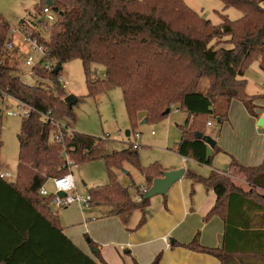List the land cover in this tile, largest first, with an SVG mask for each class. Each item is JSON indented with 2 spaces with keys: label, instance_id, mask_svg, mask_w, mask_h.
Wrapping results in <instances>:
<instances>
[{
  "label": "trees",
  "instance_id": "1",
  "mask_svg": "<svg viewBox=\"0 0 264 264\" xmlns=\"http://www.w3.org/2000/svg\"><path fill=\"white\" fill-rule=\"evenodd\" d=\"M218 1L224 10L237 9L240 19L231 22L226 15L219 14L221 23L212 26L180 0H54L55 19L45 28L47 36L40 30L33 31L38 44L46 47V61L61 65L74 60L81 62L89 96L119 88L133 129L142 119L145 123L163 120L166 110L184 111L192 122L189 124L187 119L181 126L176 153L210 166L211 157L202 140L206 136L207 118H217L221 124L226 117V112L217 113L216 101L226 100L228 107L232 100H238L251 117L258 119V114L253 112L255 106H251L253 101L245 94L243 77L252 62L264 70V7L261 6L264 0ZM37 9L41 14V6ZM186 15L194 20L192 30L177 26ZM9 30L0 15V93L31 111L21 123L14 183L0 179V264H98L63 234L46 208V198L39 194L48 180L61 175L65 155L73 161L71 166L95 159L96 141L86 135H66L65 131L61 143L53 140V124L71 117V108L63 102L64 89L57 84L61 72L50 73L39 62L32 70L38 84H22L16 64L9 65L8 52L4 50ZM225 37L229 38L230 49L212 48V40ZM97 67L103 69L102 80L92 74ZM202 82L206 86L200 90ZM196 127L201 130H195ZM99 158L104 160L109 172V184L87 191L89 206L107 207L114 215L146 207L148 200L142 199L141 190L136 189L141 200L134 202L110 170L123 163L131 165L143 177L147 191L152 181L161 176V167H141L138 154L131 147ZM235 170L244 175L248 192L218 176ZM185 176L201 181L214 191L216 203L206 218L221 216L225 225L220 251L200 248L195 242L187 247L209 253L222 264L235 261L238 258L234 256L245 251L264 257V204L253 198L263 201L254 190L264 191V165L244 167L231 158L225 172H213L208 179ZM101 191L113 198L111 201L103 198L109 204L99 199ZM158 259L157 256L152 264H158Z\"/></svg>",
  "mask_w": 264,
  "mask_h": 264
},
{
  "label": "rangeland",
  "instance_id": "2",
  "mask_svg": "<svg viewBox=\"0 0 264 264\" xmlns=\"http://www.w3.org/2000/svg\"><path fill=\"white\" fill-rule=\"evenodd\" d=\"M180 1L199 19L209 21L212 26H218L221 23L219 14L226 15L231 22H235L241 17V13L235 8L224 10L223 5L218 0ZM42 3L43 0H0V15L10 27V36L7 41H10L13 45V49L8 51V63L9 65L16 64L15 68H17V72L20 66L24 65L27 57H31L35 61L38 59L39 54L31 50L27 44L21 42L24 36L23 33L22 35H12L11 30L16 29L18 31L21 26L20 24H24V26L28 24L34 27L41 22L33 30H40L44 37L47 36L45 28H49L50 25H45L46 18L37 9ZM261 6L264 7V2L261 3ZM193 25L194 20L190 15H186L184 21L177 24L179 27L186 26L190 30L193 29ZM29 26L26 27L32 29ZM228 40V37L216 38L210 42V45L215 49H230L231 44L227 42ZM27 71V68L22 69L21 74L24 75ZM92 74L96 79L102 80L104 78V72L101 67L93 69ZM61 77L64 81V93L66 96L73 95L78 102L71 108V117L61 119L60 124L67 126L73 133L94 138L97 146L94 150L95 159L79 165V167L71 166L77 194L85 196L88 190L95 187H105L109 184V172L105 166V162L98 157L128 150L130 144L134 143L135 133H138L140 136L138 141L139 148L136 152L141 167L150 168L157 166L160 168L170 165L178 158L175 149L182 136L181 126L185 124L187 119L189 124L192 122V119L184 111L174 108L163 120L158 122L142 124V121L139 120L135 129H133L127 115L122 92L119 88L108 89L106 92L95 97L89 96L82 64L79 60L62 65ZM243 79L246 82L245 94L250 96V101H253L251 106H255L253 109L255 113L259 109L256 106L262 105L264 102V96H259L264 95V70L260 69L258 63L252 62L246 68ZM24 81L27 86L38 84L36 80L25 77ZM205 86L206 82H202L200 90H203ZM251 96L255 97L251 98ZM20 108V105L14 99L0 95V166L1 171L8 172L14 177L17 173L18 141L21 123L25 119L22 116ZM226 109V100L220 99L216 101V111L218 114L224 115ZM7 110L14 112L15 116H7L5 114ZM207 120L211 125H206L205 127L206 136L213 140L219 139V143H222L233 156L240 157L245 144L249 142L253 143L254 139L258 142H261L263 139V136H257L256 133V136H253L249 132H245V135L242 134L240 138L239 136H233L229 131L222 129L223 125L217 121V118H207ZM196 128L195 130H201V127ZM127 131H131L129 137L125 136ZM131 151L133 150L131 149ZM208 156L211 157V167L213 169L226 171L230 163V161L228 162V156L220 157L218 154L212 156L211 152H209ZM218 158H221L224 162L218 161ZM69 160L71 164H74L70 158ZM110 171L114 175L116 182L121 187L126 188L129 194L132 195H134V186H138L143 181V177L138 170L127 163H123L119 168H112ZM218 176L231 182L235 188L240 189L242 186L243 189L241 190L243 192L250 190L244 175L238 173L236 170L228 175L220 174ZM10 182L14 183V179ZM44 188L49 193L48 198H50L53 194L51 180L45 183ZM254 193L259 196L264 194L263 191L258 189H255ZM107 194L101 191V198L99 199L109 204L103 198H110L108 199L109 201L113 200V198L110 194ZM253 198L257 202L264 204V197L263 201L256 197ZM105 208L109 210L107 207Z\"/></svg>",
  "mask_w": 264,
  "mask_h": 264
},
{
  "label": "crops",
  "instance_id": "3",
  "mask_svg": "<svg viewBox=\"0 0 264 264\" xmlns=\"http://www.w3.org/2000/svg\"><path fill=\"white\" fill-rule=\"evenodd\" d=\"M256 107L259 108L255 112L258 117L264 114V102ZM256 122L257 119L248 114L241 102L232 100L226 109L222 129L239 138L249 132L253 136H263V139L245 144L240 157L231 155L219 139H214L216 149L207 146L208 155L211 152L212 156H228V162L232 158L249 168L264 165V129L258 128ZM177 156L170 165L161 167V172L183 168V177L165 196L148 199L142 209L120 215L110 214L102 206L73 204L57 209L49 204V198L45 199L46 208L69 241L98 264H152L157 256L158 264H222L219 258L209 253L187 247L195 242L200 248L220 251L225 225L221 216L206 218L216 203L214 191L206 188L201 181H194L185 175L208 179L213 172L225 171ZM218 161L224 162L221 158ZM144 187V179L134 186V195L130 194L134 202L136 189L143 190ZM261 196L264 197V194ZM234 257L238 259L229 264H264L263 256L258 258L256 253L249 251L237 253Z\"/></svg>",
  "mask_w": 264,
  "mask_h": 264
},
{
  "label": "built area",
  "instance_id": "4",
  "mask_svg": "<svg viewBox=\"0 0 264 264\" xmlns=\"http://www.w3.org/2000/svg\"><path fill=\"white\" fill-rule=\"evenodd\" d=\"M52 5L54 6V0H52ZM52 7H49L47 5H45V0H43V3L41 5V14H43L46 18V22L45 24L51 25L54 22V14L52 13ZM10 33V30H9ZM24 34V36L21 39V42H24L25 44H27L31 50H33L34 52H37L39 54V57L37 60H33L31 57H27L24 61V65L20 66L19 71L17 73V77L19 79V81L22 84H26V82L24 81V77L25 78H29L32 80H36L34 78V75L32 73L33 68L40 62L41 66L43 69L47 70L48 72L52 73L56 63L57 62H49L46 61V47L44 45H40L38 44V40L37 38L34 36V31L33 29H28L25 26H20L19 30L17 31L16 29L11 30V34L12 35H16V34ZM13 49V45L10 41H6L5 45H4V50L6 52L11 51ZM27 68L28 71L27 73H25L24 75L21 74L22 69ZM61 72V71H60ZM59 73V72H58ZM57 84L60 85L63 89H65L64 86V81L61 77V75L57 78ZM37 85V84H35ZM1 95V93H0ZM6 96V95H5ZM17 102V101H16ZM18 104L20 105V109L22 112V116L24 118H27L29 115V112L31 111V109L27 106H25L24 104H21L18 102ZM5 114L9 117L15 116V113L7 110L5 112ZM54 125V129H55V135L53 136V140L56 143H61L62 141V132L65 131L66 135H70L73 133V131L69 130L67 128V126H62L60 124V122H56L53 124ZM207 126H210V122H207L206 124ZM140 139V136L138 133L134 134V143L130 144V147L133 151H136L139 148L138 145V141ZM65 166L64 169L61 173V175L59 177H55L51 179L52 182V187H53V194L52 196L49 198V204L57 209H65L73 204H79L83 207H88L89 206V200L90 197L89 195H79L76 193V188H75V184H74V179L72 177V173H71V162L68 158L67 155H65ZM0 179L10 182L11 180L15 179V177L8 173V172H4L3 170L0 171ZM141 194H145L146 190H141ZM58 193H62L64 196L63 197H58L57 194ZM39 194L40 196L44 197V198H48L49 193L46 191V189L44 188V186H42L39 190ZM136 202H139L141 200V197L136 196L135 198Z\"/></svg>",
  "mask_w": 264,
  "mask_h": 264
},
{
  "label": "water",
  "instance_id": "5",
  "mask_svg": "<svg viewBox=\"0 0 264 264\" xmlns=\"http://www.w3.org/2000/svg\"><path fill=\"white\" fill-rule=\"evenodd\" d=\"M45 5L52 7V0H45ZM62 70V65L60 62L56 63V66L53 70V74H57ZM64 104L67 106V108H72L76 103L77 99L73 95H67L63 99ZM166 114L169 113V110L165 111ZM218 121V120H217ZM145 121L142 120V124H144ZM256 126L258 128L264 129V114L258 117ZM125 136H129V132L127 131L125 133ZM201 137V136H199ZM203 142L210 148L213 149L215 147V142L213 139H211L208 136L202 137ZM184 175V169L180 168L178 170H171V171H164L161 173V176L159 178H156L152 181L151 186L146 191V193L142 196L143 200H148L155 196H165L167 191L176 183L178 182ZM58 197H63L64 195L62 193L57 194ZM96 250H93L95 252Z\"/></svg>",
  "mask_w": 264,
  "mask_h": 264
}]
</instances>
